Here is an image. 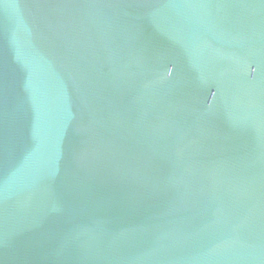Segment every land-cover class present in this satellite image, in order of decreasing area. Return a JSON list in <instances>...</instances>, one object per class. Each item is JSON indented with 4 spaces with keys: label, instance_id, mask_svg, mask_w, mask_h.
I'll return each instance as SVG.
<instances>
[{
    "label": "water",
    "instance_id": "water-1",
    "mask_svg": "<svg viewBox=\"0 0 264 264\" xmlns=\"http://www.w3.org/2000/svg\"><path fill=\"white\" fill-rule=\"evenodd\" d=\"M0 264H264V0H0Z\"/></svg>",
    "mask_w": 264,
    "mask_h": 264
}]
</instances>
